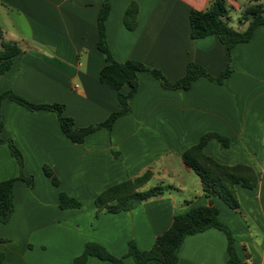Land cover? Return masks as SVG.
<instances>
[{"label": "crops", "instance_id": "crops-1", "mask_svg": "<svg viewBox=\"0 0 264 264\" xmlns=\"http://www.w3.org/2000/svg\"><path fill=\"white\" fill-rule=\"evenodd\" d=\"M227 1L233 12L241 10L237 0ZM0 2V49L3 42L21 49L11 69L0 75V95L12 91L33 104L64 105V115L78 129L101 124L120 110L117 92L100 81L107 64L97 46L102 0ZM132 2L140 10L136 29L129 30L124 17ZM211 2L112 0L106 32L114 59L142 62L171 83L183 79L191 63L220 76L227 55L218 36H191L192 10L205 11ZM230 18L236 29L247 28L231 13ZM232 59L234 72L223 85L201 78L189 90L172 91L155 77L140 74L132 113L120 118L112 132L98 130L82 145L66 137L56 113L30 111L5 100L2 138L22 152L24 173L35 178V186L16 185L14 215L8 224L0 222L4 263L74 264L88 243L117 258L128 254L130 242L141 251L151 250L174 216L208 205L199 177L184 165L182 154L215 133L227 138L230 147L213 139L205 148L208 156L227 166H250L259 175L255 190L237 187L239 210L218 197L213 201L236 239L243 264H264V26L250 42L233 49ZM129 91V85L122 89L124 94ZM45 166L59 177V188L45 175ZM147 171L153 177L145 189L161 186L164 195L131 211L98 214L100 194ZM18 175L9 146L0 144V182ZM62 192L82 208L63 210ZM97 260L91 257L87 264H99ZM228 261L226 234L210 229L185 240L178 264ZM125 262L136 264L131 257Z\"/></svg>", "mask_w": 264, "mask_h": 264}, {"label": "trees", "instance_id": "trees-1", "mask_svg": "<svg viewBox=\"0 0 264 264\" xmlns=\"http://www.w3.org/2000/svg\"><path fill=\"white\" fill-rule=\"evenodd\" d=\"M260 2L261 0H251V4L243 11L239 24L241 26L248 24L243 31L232 26L230 13L233 8L229 6L227 0H212L210 7L205 11L192 10L190 16L192 38L201 39L212 35L218 36L226 50V67L220 76L214 77L204 67L191 63L186 76L176 83H171L162 72L150 68L142 62L130 60L121 63L114 59L106 32V22L111 13L112 0H102V7L98 16L99 39L97 46L107 64L101 71L100 81L117 92L121 108L101 124L78 129L74 119L64 115V105L33 104L12 91L0 95V144L9 146L11 155L19 166L17 177L0 182V222L8 224L14 215V189L16 185L21 183L30 189L35 186V178L24 173L22 152L12 140L2 138L4 129L2 105L5 100L9 99L16 102L30 111L44 110L56 113L66 137L74 144L82 145L90 135L98 130L106 129L112 132L114 125L120 118L132 113L130 102L139 91L140 74H149L155 77L164 89L172 91L189 90L193 83L201 78H208L220 85L227 83L234 72L232 68L233 49L241 43L250 42L257 28L264 26V6ZM139 10L137 2H132L128 6L124 23L129 30L136 29ZM2 33L0 28V37H2ZM20 53L21 49L17 44L2 43L0 75L6 74L11 69L16 56ZM125 85L130 86V91L127 94L122 93ZM213 139L218 140L225 148L230 147L227 138L219 134L209 133L204 135L198 144L190 147L182 154L184 165L199 177L203 192L209 200L208 205L193 208L187 213L174 216L171 227L157 237L149 251H141L135 242H130L128 254L122 258H117L112 256L103 246L88 243L83 254L75 259L74 264H87L91 257L107 262V264H126L125 259L128 257L133 258L136 264H178L179 254L185 240L210 229H217L226 234L229 253L228 264H243L236 249V239L231 229L221 222L220 211L215 206L213 199L218 197L231 209L239 210L240 201L237 187L255 190L260 183V178L250 166L241 164L227 166L208 156L205 148ZM44 173L51 179L56 188L60 187V179L52 168L45 166ZM152 177L153 173L147 171L140 177L131 178L105 190L95 202L98 214L104 211L107 213L131 211L146 201L164 195L166 188L161 186L145 189ZM82 205L80 201L68 194L60 193V207L63 210L81 209ZM0 264H6L3 256L0 257Z\"/></svg>", "mask_w": 264, "mask_h": 264}, {"label": "rangeland", "instance_id": "rangeland-1", "mask_svg": "<svg viewBox=\"0 0 264 264\" xmlns=\"http://www.w3.org/2000/svg\"><path fill=\"white\" fill-rule=\"evenodd\" d=\"M235 3H237L240 7H241V10L240 11H235V12H231L232 14V18L233 20L238 23V21L240 20V16L242 15L243 11L245 10V8H247L250 4H251V0H237L235 1ZM263 6H264V0H261L260 2ZM3 4L0 2V8ZM239 26H241L239 23H238ZM97 262L99 264H104V262H101L99 260H97Z\"/></svg>", "mask_w": 264, "mask_h": 264}]
</instances>
